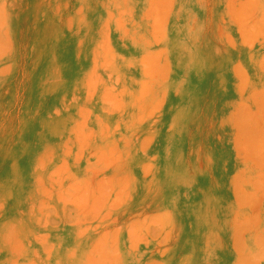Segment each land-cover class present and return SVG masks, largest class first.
Wrapping results in <instances>:
<instances>
[{
    "label": "rangeland",
    "instance_id": "rangeland-1",
    "mask_svg": "<svg viewBox=\"0 0 264 264\" xmlns=\"http://www.w3.org/2000/svg\"><path fill=\"white\" fill-rule=\"evenodd\" d=\"M0 264H264V0H0Z\"/></svg>",
    "mask_w": 264,
    "mask_h": 264
}]
</instances>
